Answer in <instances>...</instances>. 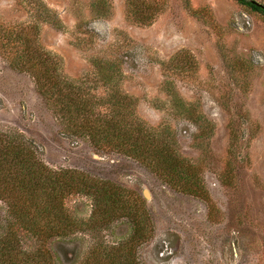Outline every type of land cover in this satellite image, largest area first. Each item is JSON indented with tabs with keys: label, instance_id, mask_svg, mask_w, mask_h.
I'll list each match as a JSON object with an SVG mask.
<instances>
[{
	"label": "rangeland",
	"instance_id": "1",
	"mask_svg": "<svg viewBox=\"0 0 264 264\" xmlns=\"http://www.w3.org/2000/svg\"><path fill=\"white\" fill-rule=\"evenodd\" d=\"M38 55L55 68L62 95L71 88L95 113H114L111 99L129 101L117 117L156 136L139 140L143 150L169 148L175 180L198 178L207 198L169 185L149 160L67 133L21 69ZM0 133L25 136L52 169L137 192L153 223L137 247L142 264H264V16L237 0H0ZM67 207L85 221L93 202L74 196ZM8 222L0 200V239ZM131 233L122 218L49 247L61 264H82L93 244ZM21 240L27 250L39 244Z\"/></svg>",
	"mask_w": 264,
	"mask_h": 264
},
{
	"label": "trees",
	"instance_id": "2",
	"mask_svg": "<svg viewBox=\"0 0 264 264\" xmlns=\"http://www.w3.org/2000/svg\"><path fill=\"white\" fill-rule=\"evenodd\" d=\"M237 1L264 16V8L253 0ZM131 12L138 22H147L135 11ZM48 60L34 56L25 59L21 69L34 75L39 93L67 133L86 138L96 150L120 153L142 163L149 160L150 167L155 165L169 185L207 198L198 178L182 181L178 177L175 180L179 164L169 148L152 149L154 155L143 150L144 145L139 140L152 145L156 136L138 122L132 128L133 122L128 124L117 117L128 111L129 101L111 99L109 104L114 113H95L92 103L71 88L68 94L62 95L64 83L59 80L55 68L48 66ZM74 196L92 200L93 209L88 220H78L71 215L67 200ZM0 200L7 206L11 230L10 235L0 239V264H56V261L61 264L49 247L51 239L69 237L81 230L106 229L122 218L132 225L130 236L118 244L98 241L91 246L82 264H142L137 247L153 232L151 214L137 192L72 169L48 167L34 144L20 133L13 136L0 133ZM23 233L35 237L38 246L33 250L25 249L21 240Z\"/></svg>",
	"mask_w": 264,
	"mask_h": 264
},
{
	"label": "water",
	"instance_id": "3",
	"mask_svg": "<svg viewBox=\"0 0 264 264\" xmlns=\"http://www.w3.org/2000/svg\"><path fill=\"white\" fill-rule=\"evenodd\" d=\"M253 2L256 3L257 5L261 6L262 8H264V4H261V3L255 1V0H253Z\"/></svg>",
	"mask_w": 264,
	"mask_h": 264
}]
</instances>
